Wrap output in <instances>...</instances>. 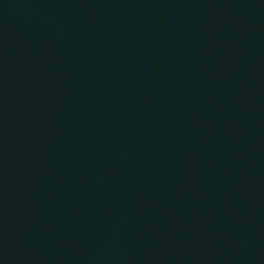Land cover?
Segmentation results:
<instances>
[{"label": "water", "instance_id": "water-1", "mask_svg": "<svg viewBox=\"0 0 264 264\" xmlns=\"http://www.w3.org/2000/svg\"><path fill=\"white\" fill-rule=\"evenodd\" d=\"M0 264H264V0H0Z\"/></svg>", "mask_w": 264, "mask_h": 264}]
</instances>
